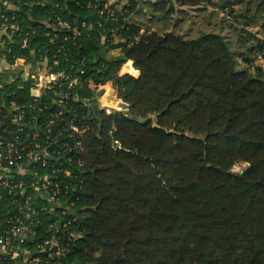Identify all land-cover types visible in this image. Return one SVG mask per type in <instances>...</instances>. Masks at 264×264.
Returning a JSON list of instances; mask_svg holds the SVG:
<instances>
[{"label": "trees", "instance_id": "trees-1", "mask_svg": "<svg viewBox=\"0 0 264 264\" xmlns=\"http://www.w3.org/2000/svg\"><path fill=\"white\" fill-rule=\"evenodd\" d=\"M30 1L17 54L79 77L54 89L90 126L68 165L62 264H264V0ZM185 13L204 28H183ZM127 61L137 77L119 73ZM107 82L125 108L100 106ZM6 89L29 99L17 81ZM39 206L31 246L55 219Z\"/></svg>", "mask_w": 264, "mask_h": 264}, {"label": "built area", "instance_id": "built-area-1", "mask_svg": "<svg viewBox=\"0 0 264 264\" xmlns=\"http://www.w3.org/2000/svg\"><path fill=\"white\" fill-rule=\"evenodd\" d=\"M30 3L0 0V264H62L60 257L68 248L60 241L70 223L63 222V216L73 189L68 165H73L72 157L81 161L90 126L88 115H67L69 95L54 89L61 80L69 86L79 84V77L54 72L44 57L35 61L17 54L28 47L29 30L20 21L28 10L20 7ZM52 21L68 27L59 16ZM73 33L77 34L75 28ZM16 81L29 98L19 105L6 89ZM83 103L87 106L88 99ZM38 206L41 214H53L55 219L48 224L51 238L31 246Z\"/></svg>", "mask_w": 264, "mask_h": 264}, {"label": "rangeland", "instance_id": "rangeland-1", "mask_svg": "<svg viewBox=\"0 0 264 264\" xmlns=\"http://www.w3.org/2000/svg\"><path fill=\"white\" fill-rule=\"evenodd\" d=\"M151 1H155V0H151ZM114 2H118L122 6L124 3H126V0H108V3H114ZM238 6H240V5H238ZM141 7L144 8V9L142 8L143 9L142 12H138L136 14V16H137L136 20H138L140 23L145 22V21H147V19H150L152 17V15L148 9H146L144 6H141ZM215 17L217 18L216 15L211 16V20L214 21ZM184 18L186 20L188 19L187 20L188 24H186V22H183V23L180 22V24L182 25L183 28H186L189 25V23L193 24V30L195 29V27L197 25L201 26L202 28H204V26L206 25L205 21L202 19L201 15L199 13H197L196 17H190L189 15H186V13H185ZM220 20H222V19H220ZM224 22H225V24H223V28H224L223 30L226 29L225 27H227V25L229 23L227 20H225ZM246 29L253 31L254 27H247ZM227 30H228V27H227L226 31ZM189 34H191L190 36H194L193 34H195V32H191ZM126 68H127V66H125V63H124L122 65V67L120 68L119 73L120 74L129 73V72L134 73V72H132L130 67H128L127 71H126ZM136 73H139V72L136 70ZM101 88L103 89V94L98 96L101 107H104L106 109L107 113H109L111 109H121L119 106V103H121V100L116 97L117 93L115 92L112 94L110 92L111 90L116 91V88H114L110 84V82L103 84V86ZM244 165L245 164H243V163L242 164L239 163L233 167V170L240 172L242 170V168L244 167Z\"/></svg>", "mask_w": 264, "mask_h": 264}, {"label": "water", "instance_id": "water-1", "mask_svg": "<svg viewBox=\"0 0 264 264\" xmlns=\"http://www.w3.org/2000/svg\"><path fill=\"white\" fill-rule=\"evenodd\" d=\"M110 92L113 94V93H115L116 91L111 90ZM119 106H120L121 109L125 108V104H123L122 102L119 103ZM90 109H91V112H92V114H93V117H94V118L97 120V122H98V128H99V127H100L101 119L97 116L96 111H95V108H94L93 106H90Z\"/></svg>", "mask_w": 264, "mask_h": 264}, {"label": "crops", "instance_id": "crops-1", "mask_svg": "<svg viewBox=\"0 0 264 264\" xmlns=\"http://www.w3.org/2000/svg\"><path fill=\"white\" fill-rule=\"evenodd\" d=\"M125 66H127L126 71L128 70V67H130V69L134 72V73L129 72V74H131V75H133L135 77L138 76L139 73H136V70L132 67V62L131 61H127L125 63Z\"/></svg>", "mask_w": 264, "mask_h": 264}, {"label": "bare ground", "instance_id": "bare-ground-1", "mask_svg": "<svg viewBox=\"0 0 264 264\" xmlns=\"http://www.w3.org/2000/svg\"><path fill=\"white\" fill-rule=\"evenodd\" d=\"M133 72V71H132Z\"/></svg>", "mask_w": 264, "mask_h": 264}]
</instances>
